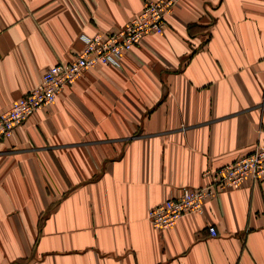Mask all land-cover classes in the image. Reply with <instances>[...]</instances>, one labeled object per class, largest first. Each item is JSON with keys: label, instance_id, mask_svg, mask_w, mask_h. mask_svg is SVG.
I'll use <instances>...</instances> for the list:
<instances>
[{"label": "crops", "instance_id": "1", "mask_svg": "<svg viewBox=\"0 0 264 264\" xmlns=\"http://www.w3.org/2000/svg\"><path fill=\"white\" fill-rule=\"evenodd\" d=\"M146 1L0 0V113ZM258 141L264 0H178L163 33L0 141V264H264V182L163 231L147 220Z\"/></svg>", "mask_w": 264, "mask_h": 264}, {"label": "built area", "instance_id": "2", "mask_svg": "<svg viewBox=\"0 0 264 264\" xmlns=\"http://www.w3.org/2000/svg\"><path fill=\"white\" fill-rule=\"evenodd\" d=\"M178 0L146 1L139 13L123 27L105 34L83 36L84 48L65 64L49 67L41 83L15 101L11 109L0 115V140L13 136V129L32 112L51 104L58 93L74 83L87 69L97 66L120 67L125 53L132 51L145 37L161 34ZM207 183L198 188L183 187L178 196L166 199L147 213L150 225L159 231L173 227L176 222L194 213H203L208 199L218 194L239 189L247 184L264 182V141L234 161L204 172ZM211 236L214 227H208Z\"/></svg>", "mask_w": 264, "mask_h": 264}, {"label": "rangeland", "instance_id": "3", "mask_svg": "<svg viewBox=\"0 0 264 264\" xmlns=\"http://www.w3.org/2000/svg\"><path fill=\"white\" fill-rule=\"evenodd\" d=\"M56 65H57V64H56ZM46 70H47V69H46ZM46 70H45V71H46ZM45 71H44V73H45ZM44 73H43V74H44ZM43 74H42V77H41L40 83H41V81H42ZM40 83H39V84H40ZM39 84H37L34 88H36ZM72 84H73V83H72ZM34 88H32V89H34ZM32 89H31V90H32ZM31 90H29V91H31ZM29 91H28V92H29ZM58 94H59V93H58ZM58 94H57V95H58ZM20 98H21V97H20ZM18 99H19V98H18ZM18 99H17V100H18ZM17 100H15V101H17ZM15 101H14V102H15ZM14 102H12V103L10 104V106H9L5 111L1 112L0 115H3V114H5V113H7V112L11 109V107H12V105H13ZM53 102H54V101H53ZM53 102H52V103H53ZM52 103H51V104H52ZM51 104L43 105V106H41L39 109L44 108V107H48V106H50ZM37 110H38V109H37ZM37 110H35V111H37ZM35 111H34V112H35ZM34 112H32L29 116H27L25 120H23L20 124H18V125L13 129V136H12L11 138H9V139H12V138L14 137L15 129H16L19 125H21L23 122H25V121H26V120H27V119H28V118H29ZM9 139H2V140H0V141H5V140H9Z\"/></svg>", "mask_w": 264, "mask_h": 264}]
</instances>
